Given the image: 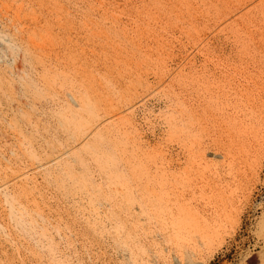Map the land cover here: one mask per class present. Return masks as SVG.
<instances>
[{
	"label": "rangeland",
	"instance_id": "1",
	"mask_svg": "<svg viewBox=\"0 0 264 264\" xmlns=\"http://www.w3.org/2000/svg\"><path fill=\"white\" fill-rule=\"evenodd\" d=\"M0 264H264V0H0Z\"/></svg>",
	"mask_w": 264,
	"mask_h": 264
}]
</instances>
